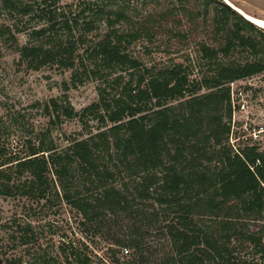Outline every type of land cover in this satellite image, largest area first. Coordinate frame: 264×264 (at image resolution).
I'll use <instances>...</instances> for the list:
<instances>
[{"label": "trees", "instance_id": "trees-1", "mask_svg": "<svg viewBox=\"0 0 264 264\" xmlns=\"http://www.w3.org/2000/svg\"><path fill=\"white\" fill-rule=\"evenodd\" d=\"M196 1L208 37L184 64L156 60L151 48L175 29L164 17L193 14L184 4L141 15L131 0H0V41L21 64L69 70L65 90L97 82V98L79 110L65 93L39 104L49 123L25 151L0 137V196L62 199L85 236L106 244L97 262L84 243L63 242L60 264H118L116 253L122 264H264V144L230 140L231 84L264 72V27L223 0ZM34 18L40 25L26 27ZM73 118L94 130L55 143L49 125ZM144 227L166 238L153 260L142 258ZM21 231L30 241L29 225Z\"/></svg>", "mask_w": 264, "mask_h": 264}, {"label": "rangeland", "instance_id": "rangeland-1", "mask_svg": "<svg viewBox=\"0 0 264 264\" xmlns=\"http://www.w3.org/2000/svg\"><path fill=\"white\" fill-rule=\"evenodd\" d=\"M66 0H59L62 6ZM233 4L241 10L261 19H264V0H223ZM230 2V3H228ZM133 12L145 15L167 4H184L193 10V14H179L166 19L168 25L174 26L172 30L163 28L162 44H154L151 48L152 56L156 60L182 61L188 64L197 56L195 41L201 37L207 38V26L202 23L201 16H195V10L200 6L196 0H131ZM232 7V5H230ZM66 7V6H65ZM235 9V8H234ZM4 14L0 10V22ZM199 17V18H196ZM37 18L30 20L26 27L40 25ZM20 27V26H19ZM178 32V34H177ZM176 34V35H175ZM18 43L26 41L24 33H17ZM142 54V47L136 45V54ZM144 54V53H143ZM243 53L242 56H247ZM143 56V55H142ZM144 59L146 56H143ZM204 66V67H203ZM202 70H206V64ZM196 74L194 70L193 75ZM70 71H63L54 67H41L37 70L28 69L21 64L18 54L13 48L5 46L0 41V137L3 143L12 142V150H23L22 143L26 139H33L34 135L43 130L49 123L43 114V103L50 97L60 96L65 93L69 103L75 110H79L97 98L95 80L86 79L76 86L64 89L63 82L68 81ZM233 103L235 109L232 114L231 142L241 143L246 139H253L264 144V72L238 80L231 84ZM14 111H19L16 114ZM22 115V116H21ZM88 126H83L76 118L63 119L60 123L50 124L51 137L54 142L64 145L66 138L74 137L78 132L94 130L95 124L88 120ZM16 141V143H15ZM53 204L32 201L25 196H0V257H16L21 264H60L59 245L71 242L84 248L89 256L98 262L104 255L106 244L97 237L81 231L78 224V214L64 200L55 198ZM144 220V219H142ZM260 222H256V227ZM30 227L27 236L30 241L22 242L19 237L23 234L21 228ZM21 227V228H20ZM13 236V238H12ZM165 235L156 229L143 228L142 258L153 260L160 255L166 246ZM113 258H119L120 263L126 261L121 253H116ZM48 260L46 263L45 261ZM108 260V259H107ZM114 260V259H113ZM109 261V260H108ZM128 262V261H127ZM110 261L106 264H114ZM130 264V262H128Z\"/></svg>", "mask_w": 264, "mask_h": 264}, {"label": "bare ground", "instance_id": "bare-ground-1", "mask_svg": "<svg viewBox=\"0 0 264 264\" xmlns=\"http://www.w3.org/2000/svg\"><path fill=\"white\" fill-rule=\"evenodd\" d=\"M230 3V2H228ZM230 5H232L233 8L237 9L238 11H240L244 17H246L248 20H250L251 22L255 23L256 25L260 26V27H264V19H261L259 17H255L243 10H241L240 8L234 6L233 4L230 3Z\"/></svg>", "mask_w": 264, "mask_h": 264}, {"label": "water", "instance_id": "water-1", "mask_svg": "<svg viewBox=\"0 0 264 264\" xmlns=\"http://www.w3.org/2000/svg\"><path fill=\"white\" fill-rule=\"evenodd\" d=\"M237 10V9H236ZM238 11V10H237ZM240 14H242L240 11H238ZM243 15V14H242ZM244 16V15H243ZM246 18V17H245Z\"/></svg>", "mask_w": 264, "mask_h": 264}]
</instances>
